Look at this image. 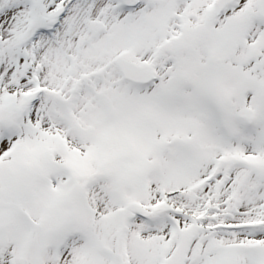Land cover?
Listing matches in <instances>:
<instances>
[{
  "label": "snow or ice",
  "instance_id": "6c2138e0",
  "mask_svg": "<svg viewBox=\"0 0 264 264\" xmlns=\"http://www.w3.org/2000/svg\"><path fill=\"white\" fill-rule=\"evenodd\" d=\"M0 264H264V0H0Z\"/></svg>",
  "mask_w": 264,
  "mask_h": 264
}]
</instances>
